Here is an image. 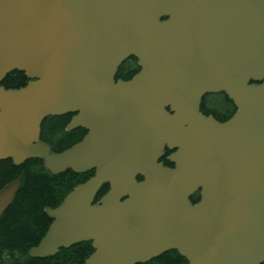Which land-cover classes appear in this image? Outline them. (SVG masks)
<instances>
[{"label":"water","instance_id":"water-1","mask_svg":"<svg viewBox=\"0 0 264 264\" xmlns=\"http://www.w3.org/2000/svg\"><path fill=\"white\" fill-rule=\"evenodd\" d=\"M17 71L26 85L3 88ZM219 92L225 122L200 112ZM66 114L86 134L54 153L41 125ZM32 159L94 174L43 210L31 258L90 242L83 264L264 262V0H0V161ZM19 185L0 189V216Z\"/></svg>","mask_w":264,"mask_h":264},{"label":"trees","instance_id":"trees-1","mask_svg":"<svg viewBox=\"0 0 264 264\" xmlns=\"http://www.w3.org/2000/svg\"><path fill=\"white\" fill-rule=\"evenodd\" d=\"M135 59L131 58L120 65L116 79L129 80L138 70ZM27 83L22 72H11L1 83L3 88L18 89ZM217 96V95H214ZM214 96L203 98L202 106ZM221 98L219 106L227 104ZM219 111V109H218ZM221 112V111H219ZM208 114L210 112H203ZM67 117L46 118L41 125V140L52 146L53 152H60L78 143L85 131L77 128L64 132ZM165 161V158L162 159ZM165 163L168 165L167 161ZM93 171L74 174L71 170L53 176L39 159L25 161L20 166L11 160L0 161V189L12 180H19L20 186L13 203L0 217V264H83L92 253L89 243L76 244L69 249H61L58 254L46 259L31 258L28 251L44 237L51 220L43 212L46 207L55 208L63 198L80 183L89 180ZM108 190L107 186L98 197ZM140 264H186L176 251L164 252L163 255Z\"/></svg>","mask_w":264,"mask_h":264},{"label":"flooded vegetation","instance_id":"flooded-vegetation-1","mask_svg":"<svg viewBox=\"0 0 264 264\" xmlns=\"http://www.w3.org/2000/svg\"><path fill=\"white\" fill-rule=\"evenodd\" d=\"M220 94H221L222 100L225 101L224 103L227 104V106H228L227 109L225 108L226 105L225 106L224 105L219 106L220 108H222L221 112H219L220 110L216 111L215 109L214 110L211 109L209 107L208 103H205L203 106L201 105L200 109H201L202 113L204 111L210 112V113H208L209 115L213 116L214 118H216L220 122H225L227 119H229L235 113V106H234L233 102L230 101L225 94H223V93H220ZM65 116L67 117L68 120L65 123V127L63 128V131L67 132V131H65V128H66V125L70 122L72 115L66 114ZM65 116H54V117H65ZM54 117H52V118H54ZM262 264H264V262Z\"/></svg>","mask_w":264,"mask_h":264},{"label":"rangeland","instance_id":"rangeland-1","mask_svg":"<svg viewBox=\"0 0 264 264\" xmlns=\"http://www.w3.org/2000/svg\"><path fill=\"white\" fill-rule=\"evenodd\" d=\"M206 102L208 103V105L211 109H213V110L215 109L216 111H218V109L220 111L222 110V108L219 107V105L221 103V97L214 96V97L209 98Z\"/></svg>","mask_w":264,"mask_h":264}]
</instances>
